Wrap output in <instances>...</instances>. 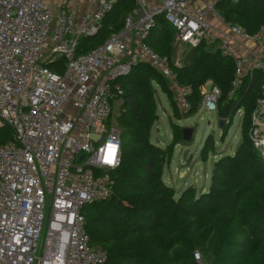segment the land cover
I'll list each match as a JSON object with an SVG mask.
<instances>
[{"label":"built area","instance_id":"1","mask_svg":"<svg viewBox=\"0 0 264 264\" xmlns=\"http://www.w3.org/2000/svg\"><path fill=\"white\" fill-rule=\"evenodd\" d=\"M134 1L119 31L79 54L80 38L97 33L117 0H0V128L12 132L0 144V264L106 261L82 210L113 194L121 163L120 130L109 123L112 101L123 94L117 79L147 63L168 80L178 110L190 108L191 86L173 68L183 62L182 49L171 61L147 42L158 16L173 27L174 47L202 44L232 58L228 96L243 77L258 74L251 139L264 154V137L255 139L264 119V25L248 32L216 8L239 0ZM61 60V72L49 66ZM199 92L198 108L217 114L219 88L207 80Z\"/></svg>","mask_w":264,"mask_h":264},{"label":"trees","instance_id":"2","mask_svg":"<svg viewBox=\"0 0 264 264\" xmlns=\"http://www.w3.org/2000/svg\"><path fill=\"white\" fill-rule=\"evenodd\" d=\"M134 6V0H117L97 33L80 38L77 52L84 53L119 31ZM216 8L226 20L248 32L264 25V0L218 1ZM173 34V27L161 15L147 42L172 61ZM204 47L190 48L182 64L173 66L178 82L191 86L190 108L184 113L176 106L168 80L147 63L135 64L117 79L123 88L116 118L121 127V163L113 171V194L82 210L91 243L101 245L107 253L103 264H196L195 252L207 264H264V155L256 151L251 139L252 113L262 97L258 74L243 77L239 88L228 96L233 60L218 49L200 53ZM49 66L61 72L63 61ZM207 80L220 90L216 115L224 128L242 110V140L232 155L216 161L212 174L217 180L211 181L207 192L197 195L195 187L188 186L174 199L172 187L161 178L162 169L172 158L174 147L186 144L176 121L197 111L199 88ZM156 87L167 95L175 111L174 119L168 120L171 140L164 147L150 140L151 128L159 119ZM11 137L10 128H0V144ZM212 146L213 139L208 136L203 150ZM223 191L234 200V208ZM195 208L200 215L194 216V222L190 211Z\"/></svg>","mask_w":264,"mask_h":264},{"label":"rangeland","instance_id":"3","mask_svg":"<svg viewBox=\"0 0 264 264\" xmlns=\"http://www.w3.org/2000/svg\"><path fill=\"white\" fill-rule=\"evenodd\" d=\"M58 0H50L52 4L57 3ZM182 49V54L186 55L189 47H175L174 54L176 55ZM215 48H201L202 51H207L212 53ZM174 57V56H173ZM208 64V62H207ZM134 75L136 77L137 73ZM139 81V80H138ZM167 82V81H166ZM169 88L170 84L167 82ZM156 98L158 101L157 113L159 115L158 121L151 128V137L150 140L160 146L164 147L171 140V129L168 124L169 118L174 119V112L169 99L163 91L156 87ZM171 89V88H170ZM174 93V92H173ZM175 97V94H174ZM121 100L116 99L112 101L113 111L109 119V123L114 124L117 129H121L116 118L118 116V109L120 106ZM258 103L255 106V110H258ZM181 115V114H180ZM242 115V110L237 111L231 123H227L229 127L224 128V125H219V119L215 111H207L204 108H198L197 111L191 114L188 117H183L177 120V124L180 127H192V140L186 144H177L174 147V152L172 158L168 163L163 166V171L161 178L163 181L172 187L173 189V198L177 199L180 193L188 186L195 187V192L199 195L202 192H207L210 188L211 181L216 182V178H213V167L216 164V161L221 160L225 155H232L237 147V145L242 140L241 137V125L240 118ZM260 123L263 124V129L255 137V139H260L264 137V119L260 120ZM226 127V126H225ZM211 136L213 139V146L211 150L204 151L205 139ZM188 149L185 158L183 157L184 150ZM256 149V147H255ZM257 152L263 156L264 154L256 149ZM222 161V160H221ZM248 169V167L246 168ZM225 198L227 199L231 208H234V200H232L230 195L223 191ZM51 203V195L46 197V211ZM197 208L190 211V219L195 222V215H200ZM157 214V212H156ZM158 215V214H157ZM44 237V229L42 232L41 241ZM245 236H239V239H244ZM204 262L207 263L205 258L201 255L200 257ZM113 264H122L121 262H113Z\"/></svg>","mask_w":264,"mask_h":264},{"label":"water","instance_id":"4","mask_svg":"<svg viewBox=\"0 0 264 264\" xmlns=\"http://www.w3.org/2000/svg\"><path fill=\"white\" fill-rule=\"evenodd\" d=\"M219 125H223V121H219ZM192 133H193V128L192 127H183L182 128V135H183V140L187 143L191 142L192 140ZM188 149L184 150L183 157L185 158V155L187 153Z\"/></svg>","mask_w":264,"mask_h":264},{"label":"crops","instance_id":"5","mask_svg":"<svg viewBox=\"0 0 264 264\" xmlns=\"http://www.w3.org/2000/svg\"><path fill=\"white\" fill-rule=\"evenodd\" d=\"M185 47H189V49L192 48V47H190V46H185ZM189 49H188V51H189ZM188 51H187V52H188ZM186 54H187V53H186ZM185 56H186V55H183V59H182V60L185 59Z\"/></svg>","mask_w":264,"mask_h":264}]
</instances>
